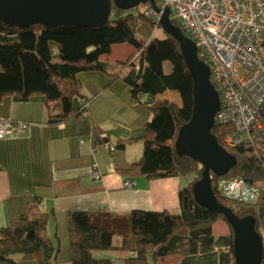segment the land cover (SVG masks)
I'll list each match as a JSON object with an SVG mask.
<instances>
[{
    "label": "trees",
    "instance_id": "trees-1",
    "mask_svg": "<svg viewBox=\"0 0 264 264\" xmlns=\"http://www.w3.org/2000/svg\"><path fill=\"white\" fill-rule=\"evenodd\" d=\"M170 20L179 27L175 19ZM140 22L149 25L148 38L137 37ZM160 28V24H154L143 12L108 19L102 25L90 27H45L41 24L21 27L0 16V100L13 96L18 101H25L39 95L46 104H60L62 114L53 116V120L78 118L86 113L91 101L83 98L78 75L87 71H106L98 57L108 55L111 45L119 43H128L135 50L120 64L118 72L109 75L120 78L132 98L137 99L142 94L154 97L172 90L181 100L180 106L168 100L146 105L151 118L142 135L108 147L113 151L127 143L142 142L140 160L126 169L117 170L128 177L127 180L188 178L178 190L179 213L131 210L114 214L104 208L69 211L66 215L70 264H112L108 258L96 259L93 255L115 249L113 235L121 237L117 249L134 253L126 255L123 264H155L157 259L175 253L211 256L215 250L219 251L218 264H233L231 228L228 235L214 237L212 224L225 219L221 214L199 206L191 191L193 183L201 176V165L175 150L178 131L188 122L192 112V80L177 41L165 32L161 39L155 36V31ZM164 62L170 64L169 72L164 71ZM125 69L127 72L121 75L120 70ZM73 100L81 103L78 110L73 109ZM0 121L12 122L14 131H18L16 126L21 122L6 118H0ZM22 123L26 124L24 129L30 126V123ZM227 131L226 126L217 124L211 129L220 145ZM227 151L234 155L235 164L225 175H213L212 190L217 201L231 208L238 217L253 216L255 230L263 235L264 188L254 204H238L223 198L213 183L238 176L249 183L262 184L264 160L242 148ZM39 203L34 198L17 220L0 227V264H58L59 241L56 238L54 241L48 234L51 211L40 210ZM260 264H264V249Z\"/></svg>",
    "mask_w": 264,
    "mask_h": 264
},
{
    "label": "crops",
    "instance_id": "crops-1",
    "mask_svg": "<svg viewBox=\"0 0 264 264\" xmlns=\"http://www.w3.org/2000/svg\"><path fill=\"white\" fill-rule=\"evenodd\" d=\"M140 32L148 38L149 25L139 24L137 34ZM155 36L161 39L164 32L158 29ZM134 50L128 43L112 44L108 55L98 57L106 71L78 75L83 98L91 99L86 113L78 118L53 120V116L62 114L60 104H46L39 95L25 101L13 96L0 100V118L30 123L28 128L0 139V227L17 220L34 198L38 199L40 210L51 211L48 234L59 241L58 264H70L66 215L69 211L104 208L114 214L131 210L179 213L178 190L188 178H134V186L125 188L123 183L128 177L117 170L140 160L142 142L127 143L113 151L108 148L142 135L151 118L146 107L151 102L168 100L181 105L179 94L172 90L134 99L120 78L109 75L118 72L120 64ZM127 70H120L121 75ZM72 106L78 110L81 103L73 100ZM91 172L98 173L100 178L95 180ZM61 230L65 231L64 237ZM211 230L217 238L228 235L230 227L226 221L216 220ZM120 245L121 237L113 235L112 246ZM62 250H67V254L61 260ZM112 250L95 252L93 257L113 261ZM121 252V263L126 255H134ZM218 252L215 250L211 256L169 254L155 264H218Z\"/></svg>",
    "mask_w": 264,
    "mask_h": 264
},
{
    "label": "built area",
    "instance_id": "built-area-1",
    "mask_svg": "<svg viewBox=\"0 0 264 264\" xmlns=\"http://www.w3.org/2000/svg\"><path fill=\"white\" fill-rule=\"evenodd\" d=\"M155 6L143 14L158 25L168 9L209 68V81L219 96L214 124L228 128L221 146L249 150L264 160V0H155ZM25 127L19 122L16 129ZM14 128L12 122L0 121V138ZM213 184L223 198L238 204H254L264 188V183L238 176ZM133 186V180L123 183L125 188ZM260 236L264 247V234Z\"/></svg>",
    "mask_w": 264,
    "mask_h": 264
},
{
    "label": "water",
    "instance_id": "water-1",
    "mask_svg": "<svg viewBox=\"0 0 264 264\" xmlns=\"http://www.w3.org/2000/svg\"><path fill=\"white\" fill-rule=\"evenodd\" d=\"M147 2L156 9L155 0H0V16L21 27L32 24L90 27L102 25L109 19L112 3L128 10ZM159 24L177 41L192 80L191 116L180 127L174 146L178 154L191 157L202 167L200 178L191 188L194 200L199 206L221 214L231 228L233 264H260L264 247L254 228V217H238L231 208L217 201L211 187V176L225 175L236 159L211 132L219 109V96L209 81V68L199 59L194 41L171 22L168 9L161 13Z\"/></svg>",
    "mask_w": 264,
    "mask_h": 264
},
{
    "label": "rangeland",
    "instance_id": "rangeland-1",
    "mask_svg": "<svg viewBox=\"0 0 264 264\" xmlns=\"http://www.w3.org/2000/svg\"><path fill=\"white\" fill-rule=\"evenodd\" d=\"M146 8L145 4L141 3L139 4L138 6L134 7V8H131V9H128V10H122V9H119L117 8L113 3L111 4V7H110V15H109V19H115L117 17H121V16H124L126 14H137V13H140L142 12L144 9ZM142 22H140L141 24ZM161 31L162 28H160ZM164 32V31H163ZM137 37L140 38V39H143V34L138 33L137 34ZM164 71H167L169 72L170 71V64L168 62H166L164 64ZM63 228V227H62ZM264 231V230H263ZM63 237L65 235V231L64 230H61V233H60ZM117 249V247L115 248ZM67 254V250H62L61 252V255H60V259L62 260L63 257ZM112 254L115 256V258L113 259V261L111 260V262L113 264H122L121 263V258H122V255L123 253L120 251L118 252L117 250H112ZM120 258V259H119ZM14 259L17 260L18 257L17 255H14Z\"/></svg>",
    "mask_w": 264,
    "mask_h": 264
}]
</instances>
